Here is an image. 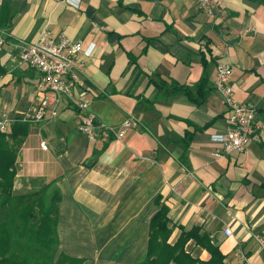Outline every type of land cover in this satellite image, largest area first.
I'll return each mask as SVG.
<instances>
[{"label": "crops", "instance_id": "0c3cea01", "mask_svg": "<svg viewBox=\"0 0 264 264\" xmlns=\"http://www.w3.org/2000/svg\"><path fill=\"white\" fill-rule=\"evenodd\" d=\"M45 32L95 44L90 57L81 54L85 68L75 70L71 97L85 100L104 125L88 139L63 97L56 117L29 122L18 152L16 194L50 183L60 192L59 251L81 264H139L160 195L171 243L197 229L219 245L226 264H242L240 252L249 264H264L256 239L264 234V0H215L211 14L199 0H79L78 7L0 0V118L14 123L41 98V73L19 62L18 44ZM220 61L232 66L235 99L256 114L245 150L217 157L212 136L227 131L231 114L216 88ZM203 75L201 103L186 94L162 98L151 81L194 88ZM128 118L120 138L111 130ZM186 249L210 257L193 238Z\"/></svg>", "mask_w": 264, "mask_h": 264}, {"label": "trees", "instance_id": "16d2710c", "mask_svg": "<svg viewBox=\"0 0 264 264\" xmlns=\"http://www.w3.org/2000/svg\"><path fill=\"white\" fill-rule=\"evenodd\" d=\"M151 81L162 98L186 94L201 103L208 92L206 75L194 88L173 79L156 82L151 78ZM194 90L198 97L194 96ZM29 131V122L16 120L10 133H0V264H81L82 259L59 251V190L50 183L34 193L14 191L18 152ZM154 203L158 209L150 221L147 253L139 264H226L219 245L213 244L209 236H200L197 229L182 231L179 239L171 243L168 207L160 195ZM191 238L209 251L208 259L194 257L187 251L186 244Z\"/></svg>", "mask_w": 264, "mask_h": 264}, {"label": "built area", "instance_id": "2783aa9c", "mask_svg": "<svg viewBox=\"0 0 264 264\" xmlns=\"http://www.w3.org/2000/svg\"><path fill=\"white\" fill-rule=\"evenodd\" d=\"M71 5L78 7L79 0H67ZM203 11L211 14L215 0H199ZM43 38L37 42L18 44L20 47L18 59L31 68L41 73L40 95L41 98L28 109L22 121L38 123L47 117H56L58 105L63 97L70 98L73 106L79 111L80 118L78 129L88 139H94L98 130L104 125L90 112L89 104L82 99L72 98V81L76 79L75 70H83L85 62L81 54L90 57L93 54L95 44L84 46L83 42L74 40L65 34L58 37L50 32H45ZM6 43L5 37L0 35V53ZM216 88L222 93L225 103L231 111L230 127L224 133L214 134L212 140L219 143L221 148L216 150L217 157L226 154L237 153L245 150L249 145L254 132L253 121L256 110L252 105L240 102L234 97L232 84V66L229 62L220 61L217 64ZM12 119L4 116L0 118V133H6L11 129ZM132 120L126 119L117 128L111 131L118 137H122L131 127ZM43 149H47L45 142L41 143ZM231 229L227 228L226 234ZM260 246L264 248V234L257 235ZM242 264H249L245 253L240 252Z\"/></svg>", "mask_w": 264, "mask_h": 264}, {"label": "rangeland", "instance_id": "374dc122", "mask_svg": "<svg viewBox=\"0 0 264 264\" xmlns=\"http://www.w3.org/2000/svg\"><path fill=\"white\" fill-rule=\"evenodd\" d=\"M66 97V96H65ZM78 99V98H77ZM72 103V102H71ZM72 105H73V103H72ZM188 249H189V247H188ZM190 250V249H189Z\"/></svg>", "mask_w": 264, "mask_h": 264}]
</instances>
